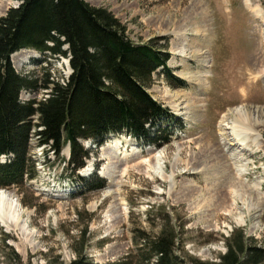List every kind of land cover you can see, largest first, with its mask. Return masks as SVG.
Listing matches in <instances>:
<instances>
[{"label": "rangeland", "instance_id": "1", "mask_svg": "<svg viewBox=\"0 0 264 264\" xmlns=\"http://www.w3.org/2000/svg\"><path fill=\"white\" fill-rule=\"evenodd\" d=\"M86 1L112 11L135 42L167 52L174 78L160 67L148 90L177 117L173 134L161 146L128 134L98 148L82 140L92 152L77 174L103 178L96 190L73 177L68 145L58 157L32 135L36 177L5 188L26 227L0 221L8 235L4 241L0 232V264H70L82 247L95 262L117 261L132 248L135 228L157 231L152 206L173 212L185 250L202 259H218L236 227L262 239L264 21L251 8L264 13V0ZM20 3L0 0V17ZM68 59L35 49L11 56L19 73L38 80L22 100L47 96V79L66 82Z\"/></svg>", "mask_w": 264, "mask_h": 264}, {"label": "trees", "instance_id": "2", "mask_svg": "<svg viewBox=\"0 0 264 264\" xmlns=\"http://www.w3.org/2000/svg\"><path fill=\"white\" fill-rule=\"evenodd\" d=\"M19 1L0 17V189L23 187L36 177L32 135L58 157L70 144L68 167L88 190L103 188L105 180L77 174L92 152L82 140H92L96 148L112 134L154 146L170 141L177 117L148 90L160 67L171 74L166 51L135 42L112 11L86 0ZM28 48L69 57L73 70L66 82L47 79L41 99L22 100V91L34 89L38 80L19 73L11 61L13 53ZM172 214L166 206H152L148 216L157 231L135 228L132 248L117 261L95 262L82 247L70 264H264V237L242 227L224 237L226 250L218 259L190 254L182 239L184 224ZM0 232L5 241L8 235L1 227Z\"/></svg>", "mask_w": 264, "mask_h": 264}, {"label": "bare ground", "instance_id": "3", "mask_svg": "<svg viewBox=\"0 0 264 264\" xmlns=\"http://www.w3.org/2000/svg\"><path fill=\"white\" fill-rule=\"evenodd\" d=\"M247 4L250 5L251 2L249 1ZM251 9H253L252 11L258 18H261L264 21V13L259 6H255V8L252 7ZM72 71L73 70L71 68V73ZM158 169H161L160 165L158 166ZM14 198V196L11 197V194L6 189H0V221L5 225L11 222L13 224L26 227V223L21 222L20 220L22 214L20 209L21 205L19 201Z\"/></svg>", "mask_w": 264, "mask_h": 264}, {"label": "water", "instance_id": "4", "mask_svg": "<svg viewBox=\"0 0 264 264\" xmlns=\"http://www.w3.org/2000/svg\"><path fill=\"white\" fill-rule=\"evenodd\" d=\"M14 7H17V6H14ZM68 62H69V65H70V59L68 60ZM70 67H71V65H70ZM69 148H70V146H69Z\"/></svg>", "mask_w": 264, "mask_h": 264}]
</instances>
